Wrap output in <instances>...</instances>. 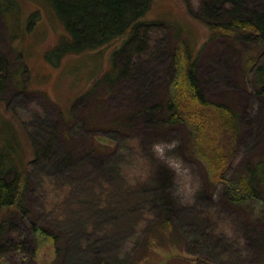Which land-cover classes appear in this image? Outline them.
I'll return each mask as SVG.
<instances>
[{
    "label": "rangeland",
    "instance_id": "1",
    "mask_svg": "<svg viewBox=\"0 0 264 264\" xmlns=\"http://www.w3.org/2000/svg\"><path fill=\"white\" fill-rule=\"evenodd\" d=\"M2 1L0 53L12 66L24 64L25 89L3 80L0 115L17 131L13 161L28 181L24 215L9 217L0 239V264H258L264 201L238 207L224 193L245 165L264 161V94L256 85L264 39L211 38L205 0H152L136 33L57 57L69 36L49 0H9L13 8L5 13ZM225 9L223 21L235 10L264 22V0L228 2ZM187 53L197 56L203 96L239 113L226 185H213L205 165L183 149L184 126L150 121L164 119V100L157 118L145 113L186 85ZM111 68L122 72L112 82L101 78ZM98 141L109 146L99 149ZM161 141L176 142L163 157L152 148ZM169 156L190 169L194 191L175 194ZM163 221L172 233L159 236Z\"/></svg>",
    "mask_w": 264,
    "mask_h": 264
},
{
    "label": "trees",
    "instance_id": "2",
    "mask_svg": "<svg viewBox=\"0 0 264 264\" xmlns=\"http://www.w3.org/2000/svg\"><path fill=\"white\" fill-rule=\"evenodd\" d=\"M236 1L205 0L204 22L210 37L230 39L234 42L248 40L263 42L262 19L253 23L251 19H241L234 10L228 21L222 20L220 12L226 11V3ZM49 2L53 5L56 15L64 24L69 36V39H66L67 46L59 52L57 57L66 52L65 50L80 52L101 47L122 36L127 30L130 34L136 33L137 27L141 24L140 19L152 5V0H49ZM1 3L4 13L6 10H12L13 2L8 0V3L5 1ZM209 16L213 18L212 21L211 18L207 19ZM123 44L125 43L123 42L122 46ZM59 45H63L62 42L57 44ZM116 52L117 50H113V55ZM23 70L22 62L17 67L12 66L11 62L5 60L0 53V84L4 80V85L7 83L11 88L19 91L25 89L21 79ZM196 70L197 56L187 53L186 85L175 90L172 95L160 99L159 103L147 106L145 113L146 115L154 114L156 117L161 112V103L164 100L166 112L164 119L151 118L150 121L153 120L155 127L163 124L184 126L186 139L183 149L205 165L213 185H226L225 175L235 160L238 135L241 130L239 113L224 103H212L206 99L202 94ZM121 72L122 70L111 68L104 72L101 78L112 82ZM256 82L257 92L264 94V63H260L256 68ZM92 89L88 94L92 93ZM17 136V131L12 128L11 123L0 115V239L5 234L9 217L24 215L22 198L28 173L18 170L21 163L13 161L19 152ZM97 143L99 149L109 146L106 142L98 141ZM5 148L9 150V155L3 151ZM9 168H13L14 172L11 178L5 176ZM231 188L232 190L230 189L229 193L225 192L224 196L235 206L240 207L242 202L249 199L264 201V161L245 165L243 173ZM169 227V224L163 221L155 229V233L159 236L165 233L171 234L172 230ZM38 229L34 228L37 231ZM258 264H264V257Z\"/></svg>",
    "mask_w": 264,
    "mask_h": 264
},
{
    "label": "clouds",
    "instance_id": "3",
    "mask_svg": "<svg viewBox=\"0 0 264 264\" xmlns=\"http://www.w3.org/2000/svg\"><path fill=\"white\" fill-rule=\"evenodd\" d=\"M176 142H156L153 144L152 148L154 153L157 156L163 157L165 154V151L168 149H172L175 147ZM168 163L169 166L174 170L176 173V190L175 194L180 195L183 193L185 190H187L189 193L191 191H194L195 186H196V179L195 177L191 174L190 169L187 167H184L182 164V161L178 157H168ZM189 184H191V187H189Z\"/></svg>",
    "mask_w": 264,
    "mask_h": 264
}]
</instances>
